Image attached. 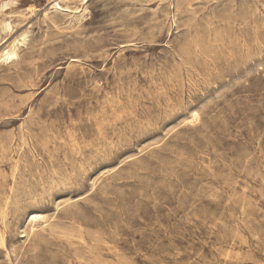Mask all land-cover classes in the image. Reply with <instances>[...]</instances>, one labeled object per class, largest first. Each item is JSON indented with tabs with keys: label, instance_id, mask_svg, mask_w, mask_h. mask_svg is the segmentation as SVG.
I'll return each instance as SVG.
<instances>
[{
	"label": "rangeland",
	"instance_id": "1",
	"mask_svg": "<svg viewBox=\"0 0 264 264\" xmlns=\"http://www.w3.org/2000/svg\"><path fill=\"white\" fill-rule=\"evenodd\" d=\"M0 264H264V0H0Z\"/></svg>",
	"mask_w": 264,
	"mask_h": 264
},
{
	"label": "bare ground",
	"instance_id": "2",
	"mask_svg": "<svg viewBox=\"0 0 264 264\" xmlns=\"http://www.w3.org/2000/svg\"><path fill=\"white\" fill-rule=\"evenodd\" d=\"M39 219H40V214H38V213H32L31 214V220L36 221V220H39Z\"/></svg>",
	"mask_w": 264,
	"mask_h": 264
}]
</instances>
